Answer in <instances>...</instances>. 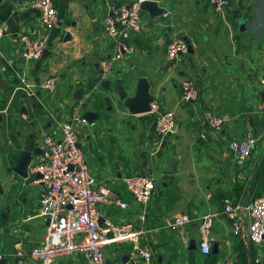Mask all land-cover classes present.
Here are the masks:
<instances>
[{"label":"crops","instance_id":"0c3cea01","mask_svg":"<svg viewBox=\"0 0 264 264\" xmlns=\"http://www.w3.org/2000/svg\"><path fill=\"white\" fill-rule=\"evenodd\" d=\"M155 1L165 12L152 18L147 10L142 11L143 28L129 40L135 53L126 67H116L106 88L99 62L112 55L113 48L104 30L109 13L105 0H54L58 20L49 30L42 27L33 0H0V28L5 31L0 39L4 53L0 57V252L5 257L0 264H17L14 254L44 241L47 222L39 215L42 185L26 180L14 167L31 133H35L36 148L37 135L71 119L74 108L70 103L79 101L72 94L80 87L85 88L81 99L86 105L96 100L100 111L98 121L80 126L81 147L100 183L129 203V208L122 209L102 202L100 223L132 224L134 230L144 231L141 244L153 253L147 263L132 254V242L112 243L104 248L108 264H221L228 255L236 264H245L243 250L247 253L248 247L254 264H264V244L258 252L247 235L234 234L224 212L231 200L249 203L264 194V163L252 182L264 155L260 110L264 0H230L223 11H217L211 0ZM21 33L46 39L43 56L31 64L28 73L37 84L57 76L54 94L39 87L29 96L19 88ZM175 37L187 38L194 51L170 61L167 46ZM143 69L147 80L154 82L152 100L176 116L167 145L157 152L155 114L132 113L117 90H108L117 81L134 96ZM185 79L193 80L198 88L195 101L182 98ZM206 109L223 116L221 130L214 131L203 122ZM250 127L260 140L249 165L238 168L229 141L243 137ZM38 156L34 152L31 162H37ZM138 173L156 178V189L146 204L134 200L123 181ZM182 215L188 221L172 228ZM206 215L213 220L208 254L201 250ZM216 238H220L218 253L213 251ZM54 264L89 261L83 253H71L57 257Z\"/></svg>","mask_w":264,"mask_h":264},{"label":"built area","instance_id":"2783aa9c","mask_svg":"<svg viewBox=\"0 0 264 264\" xmlns=\"http://www.w3.org/2000/svg\"><path fill=\"white\" fill-rule=\"evenodd\" d=\"M105 1L109 13L104 18V30L112 45L113 53L99 62L102 82L111 78L116 67H126L132 59L135 48L129 40L133 34L143 28V4L148 0ZM229 2L230 0H211L217 11H223ZM32 5L40 11L42 27L45 30L56 26L58 12L54 0H33ZM4 36L5 31L0 28V39ZM19 43L22 49L21 69L18 72L19 88L29 96L34 95L39 87L54 94L58 88L57 76H50L37 84L28 73L31 64L43 56L47 47L46 39L41 35L32 37L21 33ZM190 44L182 37L173 38L167 46L168 59L178 60L189 52ZM0 57L4 58L1 47ZM260 83L263 89L260 110L264 117V76L260 79ZM181 88L183 100L198 99L199 91L193 80H183ZM85 106L83 99L76 101L70 120L37 135V145L42 152L37 162H31L26 180L42 185L39 215L47 222L46 233L42 244L29 251L20 250L14 254L18 258L17 264H54L57 257L71 253H83L89 264H108L104 252L105 246L127 240L133 244L132 254L135 257H142L147 263L152 258L151 250L141 244L140 236L144 231L134 230L132 224L120 225L112 221H106L104 225L100 223L99 207L102 202L122 209L129 208V203L112 195L110 189L100 183L81 147L80 126L89 123L83 114ZM150 106V113L156 116L155 152H157L165 145L166 138L173 131L176 116L173 111L161 112V104L156 99L151 101ZM202 120L214 131L221 130L225 124L223 116L211 109H206L202 113ZM200 136L206 138L205 133ZM261 138L264 139V131ZM259 140L260 138L250 127L243 137L229 141V148L235 156L238 168L249 165ZM38 174L40 177H37ZM123 181L134 200L144 204L156 189V178L153 175L144 173L127 175ZM224 212L232 221L234 234L247 235L255 249L261 252L264 244V194L249 203L231 200L225 204ZM142 219L145 217L142 216ZM187 221L188 217L182 215L177 217L171 227L176 229ZM212 223V216L206 215L201 226V250L204 254L210 253L212 249L210 232ZM109 233L112 234L111 237L108 236ZM4 257L5 253L0 252V261ZM221 264H236V261L228 255L223 258Z\"/></svg>","mask_w":264,"mask_h":264},{"label":"water","instance_id":"95a60500","mask_svg":"<svg viewBox=\"0 0 264 264\" xmlns=\"http://www.w3.org/2000/svg\"><path fill=\"white\" fill-rule=\"evenodd\" d=\"M143 10H147L150 13V15L152 16V18H155L158 15H162L165 12V8L160 7L158 2L155 0L146 1L143 4ZM188 42H190V41L188 40ZM189 51L190 52L194 51L192 44H190ZM140 76L141 77L139 78L134 96L129 95L128 89H126L122 85H119L116 89L117 93H118L120 99L123 101L124 105L127 106L131 110V112L134 114H145V113H149L151 110L150 104L152 101V96L150 94V87L152 85H154V82L147 80V78L145 77L146 71L144 69L142 71H140ZM109 84H110L109 79L105 80L103 82V86L106 88L109 86ZM89 89L93 91L95 89V87L91 86ZM84 90H85L84 87H80L72 95L77 100H80L83 97ZM95 103H96V100L94 102H90L85 107L84 117L90 123H95L100 118V111L98 109L96 110L97 107H96ZM24 109H25V107H24ZM160 111L162 112L163 108H161ZM34 139H35V133H31L27 144L23 148L22 154L20 155L19 159L17 160V164L14 167V170L23 177H27V175H28V168H29V165L32 161L33 153L35 152V153L40 154L42 152V150L39 146L34 148L35 147ZM263 163H264V155L262 157V160H261L259 166L255 169V171L253 173L252 182L257 177L261 167L263 166ZM37 177H40V175L38 174ZM108 236L111 237L112 234L109 233ZM0 238H1V233H0ZM219 241H220V238H216V242L214 244V249H213V251L215 253H218V251H219ZM247 254H248L249 264H254V258H253V254H252L250 247L247 248ZM127 261H129V260H127Z\"/></svg>","mask_w":264,"mask_h":264},{"label":"rangeland","instance_id":"374dc122","mask_svg":"<svg viewBox=\"0 0 264 264\" xmlns=\"http://www.w3.org/2000/svg\"><path fill=\"white\" fill-rule=\"evenodd\" d=\"M115 69H116V68H115ZM115 69H114V70H115ZM115 71H116V70H115ZM122 86H124L125 88L128 87V86L125 85V84H123ZM117 87H118L117 81H116V82L113 81V82L111 83V87H110L108 90H111V89H112V91H113V90L116 91ZM116 92H117V91H116ZM159 99L162 100L161 98H159ZM74 105H75V103H72V102L70 103V107H71V109L74 108ZM108 107H109V106H108ZM108 107H107V110H108ZM6 132L9 133V132H8V129H6ZM8 137H9V136H6V139H9ZM5 143H6V142H5ZM165 144L167 145V138H166V142H165ZM6 145H9V144L6 143ZM10 145H11V144H10ZM11 148H12V147H11ZM8 172L11 173L10 170H9ZM9 195H12V193H10Z\"/></svg>","mask_w":264,"mask_h":264},{"label":"trees","instance_id":"16d2710c","mask_svg":"<svg viewBox=\"0 0 264 264\" xmlns=\"http://www.w3.org/2000/svg\"><path fill=\"white\" fill-rule=\"evenodd\" d=\"M263 170H264V166H263V168H262L261 175L263 174ZM254 184H255V183H254ZM254 184H253V186H254ZM243 256H244L245 264H248V263H249V262H248V255H247V253H246L245 250H243Z\"/></svg>","mask_w":264,"mask_h":264}]
</instances>
